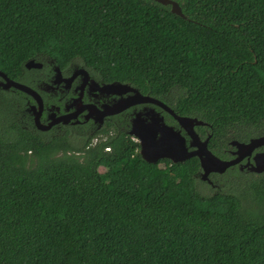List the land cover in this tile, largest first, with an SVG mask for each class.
Masks as SVG:
<instances>
[{
	"label": "trees",
	"instance_id": "16d2710c",
	"mask_svg": "<svg viewBox=\"0 0 264 264\" xmlns=\"http://www.w3.org/2000/svg\"><path fill=\"white\" fill-rule=\"evenodd\" d=\"M174 1L185 18L151 0H0V71L35 84L49 60L83 66L204 121L210 149L264 136V0ZM14 97L0 91V264H264V175L204 194L196 157L147 163L125 132L49 138Z\"/></svg>",
	"mask_w": 264,
	"mask_h": 264
},
{
	"label": "flooded vegetation",
	"instance_id": "af4514ba",
	"mask_svg": "<svg viewBox=\"0 0 264 264\" xmlns=\"http://www.w3.org/2000/svg\"><path fill=\"white\" fill-rule=\"evenodd\" d=\"M42 64L43 67L38 70H42L45 67L43 62ZM48 64L51 65V72L46 76L43 75L45 80L37 79V81H34L36 82L35 84L26 83V85L36 89L41 97L42 108L40 111V121L42 125H48L50 122L61 119L60 122L56 123L50 130H40L36 126L33 108L35 107L36 110L39 111V105L35 98L14 89L6 91L15 94L14 109L17 121L23 125L25 122L23 119H29L30 124L23 127L30 129L31 132H38L49 138L66 136L72 139L74 137H79V139H97L99 136H104L109 131L111 133L117 131L129 134L132 128V122L136 115L138 113L145 114L150 112L152 109H155L157 112L161 113V115L164 116L167 124L178 128L177 122L169 114L168 115L173 119L174 123L172 121L168 122L166 118V112H163L160 108L149 104L136 105L119 114L103 116L102 114L105 111V107L113 106L121 98H127L132 95V93L116 95L103 92L101 90L102 87L113 82H105L100 80L94 73L80 65H72L64 70L60 69L62 75L60 80L56 82L57 76L55 74V67L57 65L54 64L53 60H49ZM81 68L86 70L87 74H84L82 71L80 72L79 70ZM0 91L5 90L0 88ZM197 128L198 127L195 128V131L200 136L202 141L211 136L208 131H205L206 135L203 137ZM183 134L185 135L184 132ZM250 140L248 142H250ZM232 142H234V140L228 142L227 147L223 149H210L209 141L208 147L210 151H212L220 159L224 161H232L238 158V155H235L237 147L234 146ZM187 143L189 146V137H187ZM193 150L194 148H190V151ZM262 152H264V146L255 149L250 158L249 156L245 157L242 161H240L238 164H235L234 166H231L225 172L210 173L208 175V180H205L204 182L215 193H221L224 192L226 184L229 183L231 179L229 178L230 176L232 178H238L242 175L254 177L264 175V172L258 174L250 170L251 166L254 164V156L257 153ZM201 176L202 170H200L197 177L201 179Z\"/></svg>",
	"mask_w": 264,
	"mask_h": 264
},
{
	"label": "water",
	"instance_id": "95a60500",
	"mask_svg": "<svg viewBox=\"0 0 264 264\" xmlns=\"http://www.w3.org/2000/svg\"><path fill=\"white\" fill-rule=\"evenodd\" d=\"M151 1L166 7L169 6L171 7L172 14L185 18L182 8L178 2L174 0ZM25 67L28 70L41 69L43 64L41 62H36L35 60H29ZM79 71L87 74V71L82 68ZM55 74L57 76V82L60 80L62 75L59 66L55 67ZM0 79L1 89L5 91L11 89L18 90L32 96L38 101L39 111H37L35 107L33 109L35 123L40 130H50L56 123L60 122L61 119L50 122L48 125H42L40 121L42 100L38 91L26 84L10 79L1 71ZM101 90L107 94L116 95L132 93V95L127 98H121L113 106L105 107V111L102 114L103 116L116 115L136 105L149 104L160 108L161 111L169 114L177 122L178 128L167 124L164 116H162L161 113L157 112L155 109H152L150 112L145 114L138 113L136 115L132 122V128L129 134L138 141L140 145L139 153L142 159L147 163L157 164L160 160H170L174 164H180L196 157L200 161V168L202 170L201 179L205 181L208 180V175L210 173H223L231 166L238 164L245 157L249 156L250 158L255 149L264 146V136L251 139L248 143L234 141L232 144L237 147L235 155H238V158L232 161H224L210 151L208 146L211 136L202 141L200 136L196 133V127L208 126V124L204 121L195 117L180 116L164 101L149 95H143L138 88L133 87L130 84L115 81L111 84L104 85ZM187 137L190 138L189 146L187 143ZM190 148H194V150L190 151ZM253 159L254 164L251 166L250 170L258 174L263 173L264 152L257 153Z\"/></svg>",
	"mask_w": 264,
	"mask_h": 264
},
{
	"label": "rangeland",
	"instance_id": "374dc122",
	"mask_svg": "<svg viewBox=\"0 0 264 264\" xmlns=\"http://www.w3.org/2000/svg\"><path fill=\"white\" fill-rule=\"evenodd\" d=\"M42 63V62H41ZM32 70H38V69H32ZM96 141L97 140H94V143H96ZM243 177H246L247 178V180L250 178V177H254V176H249V175H243V176H239L238 178H232L231 176L229 177V178H231L230 179V181L229 182H232V185H231V183L229 184V183H227L226 184V189H224V192H230V191H232L233 189L235 190V191H237L238 193H242V194H244L245 195V189H244V187L245 188H247V184H245V181H246V179L245 178H243ZM258 177H254V179L256 180ZM197 180H198V182L200 183L199 184V188H200V191L202 192V193H204V194H212V193H214V191L213 190H211L210 188H208L209 186L202 180V179H200L199 177L197 178ZM244 180V181H243ZM203 183V184H202ZM205 185H207V186H205ZM248 191L249 192H247V194H246V196H248V195H250V194H252L253 193V191H252V189H248ZM250 197H253V195H250L249 196V198ZM244 203H246V205H249V204H253L252 203V201H250L249 199L248 200H246Z\"/></svg>",
	"mask_w": 264,
	"mask_h": 264
}]
</instances>
